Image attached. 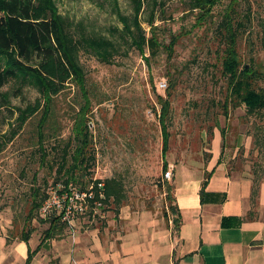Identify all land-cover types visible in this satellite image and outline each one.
<instances>
[{"label": "rangeland", "instance_id": "obj_1", "mask_svg": "<svg viewBox=\"0 0 264 264\" xmlns=\"http://www.w3.org/2000/svg\"><path fill=\"white\" fill-rule=\"evenodd\" d=\"M55 3L69 24L75 55L86 74L87 119L96 153L88 175L116 178L119 199L101 204L88 200L86 210L77 212L72 222L54 219L59 210L53 200L64 189V178L57 177V165L49 167L40 156L42 107L0 151V236L7 246L33 234L37 238L53 234L63 246L91 228L99 229L102 237L118 239L133 226L122 217L124 208L132 212L158 210L165 220L172 219L177 234L176 213L171 208L176 179L184 172L207 176L204 169L214 155L215 144H219V158L230 173L259 182L264 178V109L249 112L232 91L222 65L225 44L218 33L226 8L234 4L235 18L244 22L237 39L241 66L261 72L255 86L264 90V0H218L212 16L202 23L196 22L189 0L145 1L139 18L148 35L152 29L149 19H154L156 36L165 44L173 34L178 35L172 52L160 46L156 55H150L148 48L143 55L130 44L119 11L133 15V0ZM84 36L113 40L118 48L113 60L100 59ZM4 66L0 57V69ZM161 82L166 86L160 87ZM42 95L40 85L29 75L9 78L0 87V139L11 137L20 110ZM167 99L170 109L163 120ZM85 103L86 97L75 83L54 96L43 127L50 150L71 140ZM53 157L50 153L49 158ZM168 169L170 178L166 177ZM78 185L73 184L76 193ZM44 195L38 210L34 199ZM50 197L53 207L44 212L43 204Z\"/></svg>", "mask_w": 264, "mask_h": 264}, {"label": "trees", "instance_id": "obj_2", "mask_svg": "<svg viewBox=\"0 0 264 264\" xmlns=\"http://www.w3.org/2000/svg\"><path fill=\"white\" fill-rule=\"evenodd\" d=\"M133 1L136 5L133 15H124L119 11L124 29L130 34V44L139 48L143 55H146L147 48L150 55H156L160 46L172 52L178 35L173 34L169 44L160 41L155 33L157 26L154 19L148 20L152 28L151 34L148 35L139 18V12L145 1L150 0ZM216 3L218 0H189V9L196 11V22L202 23L212 16ZM226 9L218 25V33L225 44L222 54L223 71L229 78L232 91L241 98L248 111H261L264 109V90L255 86V80L261 72L248 65L242 67L237 49V39L244 22L235 18L237 10L234 4H230ZM69 29L65 18L58 13L55 0H0V57L5 63L0 69V87L7 83L9 78H25L29 75L31 80L40 85L43 92V98L28 102L25 108L20 110L17 126L14 127L11 137L8 140L4 137L0 139V151L12 141L28 119L43 107V117L39 122V150L43 163L49 167H53V163L57 165V177L64 178L62 180L64 189L68 190L69 186L79 184V191L92 192L90 201L93 204L97 201L107 203L111 198L119 199L120 182L114 177L103 180L88 175L96 157L87 119L90 100L86 89V74L75 55L76 46L71 43ZM83 39L102 60L110 62L117 53V45L115 47L111 39L103 36L92 38L84 36ZM146 59L149 60V56H146ZM69 83H75L82 89L86 103L79 111L71 140L63 146L53 145L50 150L45 144L44 123L51 113L54 96ZM169 104L170 101L167 99L161 114L163 120L169 112ZM50 153H54L53 158H49ZM86 185L89 187L86 188ZM206 185L207 182L204 181L202 195L203 192L205 194ZM36 194H39L37 190ZM38 197L34 199V207L39 210L46 195ZM171 205L176 213L174 222L179 228L182 222L179 208L176 204ZM59 217L61 218L59 215L54 219ZM23 239L28 240L29 237L25 236ZM30 259L31 256L28 258V264Z\"/></svg>", "mask_w": 264, "mask_h": 264}, {"label": "crops", "instance_id": "obj_3", "mask_svg": "<svg viewBox=\"0 0 264 264\" xmlns=\"http://www.w3.org/2000/svg\"><path fill=\"white\" fill-rule=\"evenodd\" d=\"M213 151L207 176L184 172L176 179L173 194L182 219L177 234L172 219L158 210L124 208L122 217L133 226L118 239L95 228L63 246L53 234H33L11 246L0 236V264H28L29 256V264H264V178L230 173L219 144Z\"/></svg>", "mask_w": 264, "mask_h": 264}, {"label": "built area", "instance_id": "obj_4", "mask_svg": "<svg viewBox=\"0 0 264 264\" xmlns=\"http://www.w3.org/2000/svg\"><path fill=\"white\" fill-rule=\"evenodd\" d=\"M166 83L161 82L160 87H165ZM172 175L171 169L166 171V177L170 178ZM102 184V183H101ZM100 184V185H101ZM64 187V186H63ZM73 186H69V189H62V192H57L58 196L54 198L55 206L59 210V215L64 221L72 222L74 216L77 212H83L87 208L88 200L92 197V192L79 191L76 193L73 191ZM72 190V192H70ZM60 191V190H58ZM54 197V196H53ZM98 204H101L100 201H97ZM96 202V203H97ZM44 212H49L53 207L51 197L48 198L43 204Z\"/></svg>", "mask_w": 264, "mask_h": 264}]
</instances>
